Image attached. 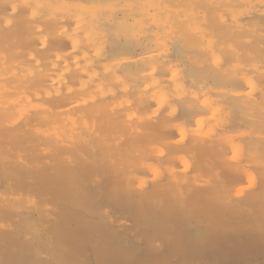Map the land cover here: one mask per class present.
I'll return each instance as SVG.
<instances>
[{"label":"bare ground","instance_id":"obj_1","mask_svg":"<svg viewBox=\"0 0 264 264\" xmlns=\"http://www.w3.org/2000/svg\"><path fill=\"white\" fill-rule=\"evenodd\" d=\"M10 3L11 14L17 19H12V26L9 16L10 31L0 27V47L11 45L12 40H16V46H25L19 70L9 61L3 62L0 70V172L8 183L6 192L0 189V206L9 205L13 219L20 225L2 228L16 240L14 247L33 250L35 238L27 233L38 222L36 213L40 212L34 200V209L26 212L12 206V200L21 201L13 199L21 193L20 189L15 191L19 184L25 194L26 187L41 175L36 178H40L39 183L49 176L47 187L52 173L59 184L67 182L62 185L73 191L71 182L79 179V169L97 166L103 156L100 161L94 157L103 155L101 152L111 157L104 155L105 160L116 165L104 160L100 164L110 163L108 171L114 168L118 174L114 179L106 177V187L113 193L127 188L139 211L150 215L160 227L199 241L209 239L215 248L229 244L230 239L238 241L254 223L264 231V0ZM211 59L217 65L213 66ZM244 86L252 87L251 94L241 92ZM201 96L208 100L201 102ZM198 111L210 114L206 125L211 136L207 133L206 138L198 137L205 126L199 123L203 119L200 117L196 121L200 127L196 128L198 136L189 138L188 127V139L184 134H177L180 139H176L175 130L182 134L181 130L187 128L177 124L178 119L195 118ZM15 114L23 116L19 122L25 119L22 128L17 121L8 123L11 118L15 120ZM240 125L251 131H238ZM91 128L94 132L87 133ZM31 136L35 138L32 141ZM34 140H42V147ZM25 141L28 146L30 141L36 142L41 150L24 149ZM161 142L168 149L166 153L162 146L161 152L157 146L161 153L158 156L154 154V144L162 145ZM241 143H247L251 150L245 152ZM127 147L131 153L129 147L134 151L139 148L143 159L138 165L140 170L133 165V173L138 170L144 174V169L151 168L146 173L155 175L160 167L154 169L152 165L158 163L167 170L164 178L157 180L160 177L154 176L148 181L135 174L139 186L123 183L128 179L127 169L125 173L123 166L117 165L132 158L126 153ZM82 148L88 156L94 152L93 158L99 162L94 164L91 155L83 159ZM96 150L100 155L95 154ZM229 152L232 156H228ZM185 155L196 160L191 171L192 164L183 158ZM42 156H47L48 161ZM117 157H121L120 162H116ZM136 158L138 164L142 162ZM39 159L48 165L47 171L40 168L42 164L38 167ZM131 160L127 163L131 164ZM88 161H93L92 165L85 164ZM179 161L180 165L186 161L185 167L190 168L182 171L189 172H180L183 165L179 167ZM100 164L96 170H100ZM113 171L109 174L113 175ZM120 174L124 176L122 180L117 179ZM253 175L258 178L253 188L248 192L243 191V186L236 189L244 176L250 179ZM31 186L35 190V184ZM25 196L22 200L26 204L25 200L31 201L32 197Z\"/></svg>","mask_w":264,"mask_h":264},{"label":"rangeland","instance_id":"obj_2","mask_svg":"<svg viewBox=\"0 0 264 264\" xmlns=\"http://www.w3.org/2000/svg\"><path fill=\"white\" fill-rule=\"evenodd\" d=\"M10 4H11L10 0H0V27L6 31L7 30L10 31L11 28H9V27H12L13 23L15 22L13 20L17 19V15L13 16L11 14ZM9 16L11 17L10 20L13 19L11 22L12 26H11V24H10V26L8 25L9 18H10ZM6 17L8 19H6ZM15 41L14 42H13V40L11 41V45H14L13 46L14 48L11 45L0 47V70H1V67L4 66L3 62H5V61H9V62L13 63L14 65H16L17 70L20 69L19 65L21 64V56H22V53H24L23 51H25V48H24L25 46L24 45L16 46ZM216 59H218V58H216ZM14 60L16 63L14 62ZM215 61L212 59L210 60L212 65L213 64L217 65V63H215ZM247 87H248V89H247ZM242 88H243V91H241V92L246 93V91H248L247 93L251 94L250 90L252 87L244 86ZM238 89H241V88H238ZM258 89H259V87H258ZM255 90H257V89H255ZM253 93H256V92H253ZM202 97L203 96H201V98H200L201 102H202V100L204 102L206 100H208L206 97H205L206 99H204ZM179 108L180 107H178L177 110ZM153 110L156 111V109H153ZM181 110L184 111L183 108H181ZM179 111H180V109H179ZM180 114H182V113L180 112ZM197 115H198V117H197ZM15 116H14L15 120L13 118L8 120V123L11 120V122L9 123L10 125L13 124L14 121L18 122V123H16V124H18V126H21V123H22V125H23V123H25L24 122L25 119L24 120L22 119V121L19 122L20 121L19 119L23 118V116H19L16 114H15ZM26 117H28V116H26ZM200 117H203V119H205V120H203L202 118L200 119ZM208 117H210V114L207 111H205V112L200 111V113L198 111L197 114L195 115V118H194V116L191 118H187L190 121H188L184 116L181 119H178L179 122H177V124L178 123L182 124V126H183V124H185L183 127L186 126L187 128H185L184 130H181V132L184 131V132H182V134L179 133L178 130H175V132H176L175 135L177 136L176 139H180L179 136L183 137L182 136L183 134L186 136L187 139H188L189 135L190 136L192 135L191 137L189 136V138L198 136L199 134L197 133V130L200 127L198 128L197 126H199V123H201L203 126L204 125L205 126H204V128L202 127V129L200 130V131L203 130L202 132L204 134L201 132L198 137L199 138L200 137L206 138V137H208L207 133L209 134V136H211L210 135L211 132L209 133V131H210L209 127L206 125ZM17 118H18V120H16ZM197 118H198V121L200 119L199 123L197 122L198 124L196 123ZM201 120H202V122H201ZM203 123H205V124H203ZM190 124H192L193 128L191 126H188ZM240 126H242V125H240ZM243 126L239 127L238 131L242 130L241 132H244V133H249V131H251V129L246 127V125H243ZM22 127L23 126H21V128ZM188 127H189L188 131H191L189 134L186 131V129H188ZM194 128H195V130H196V128H198V129L196 131L192 130ZM204 129L207 130V132ZM90 130H91V133L94 132V131L92 132V128H91V129H89V131L87 130V133L90 132ZM192 131H194L196 134H193ZM200 131H198V132H200ZM186 132H187L188 136L186 135ZM88 135H91V134L89 133ZM32 136L29 140L35 139V138L37 139V137L35 135H34L35 138L34 137L32 138ZM38 138H39V136H38ZM28 141L24 142V145L27 144V146L25 145L26 147H24V149L27 148L28 150L30 149L29 147L36 149L37 148L36 145H38V144H36V142L37 143H39L40 141L42 142V140H40V141L34 140L36 142L32 143L31 142L32 140H31L30 141L31 146H28L29 145ZM41 142L39 145H41ZM34 143H35V145H34ZM159 143L154 144V146H156V147L160 146V148L157 147L156 149L154 147V154L158 155V156L160 153L158 151H159V149H161V152H162L161 147L164 144V143L162 144V142H161L162 145H160ZM20 144L18 147L22 148L23 145L21 146ZM165 145H167V144L165 143L164 146ZM164 146H163V148L165 149L166 146L165 147ZM247 146H248L247 143H241V148L245 152H247L248 150L249 151L251 150V149H249V147L247 148ZM38 147L39 148H37L36 150H41L40 148L42 147V145H41V147L40 146H38ZM129 148L132 149V153L128 150V147L126 148V151H128L126 153L127 154L129 153L128 155L131 154L132 158H130L129 160L126 157H124V158L127 159V160L125 159V161H126L127 167L130 168V173L128 171L129 169L127 167H124V166H126V164L124 163L125 161L122 160L120 162V160L118 161V158L121 159V157L116 158V162L117 161L120 162V163H118L117 166H120V167L123 166L122 169H123V171L125 170V173H126V169H127L128 175L131 174V171L133 173L135 167L139 168V170H140L141 166H138V165H140V164L142 165V163H143V159H141L142 156H140L141 153L138 150L139 148H135L136 151H134V149L131 147H129ZM166 149H168V146ZM166 149H165V152L167 153ZM81 150H83V148ZM39 152H41V151H39ZM80 152H82V151H80ZM96 152L98 153L97 155H100V151L96 150L95 154H96ZM83 153H84V150H83L82 154ZM93 153H90V155L92 157L89 155L91 158H93V155H94ZM239 153H241V152L239 151ZM78 154H80V153H78ZM101 154H103V155H100V156L95 155L94 158L96 159L98 157L99 161H100V157L103 156V160L105 162L106 161L110 162L109 158H111V157L108 156V154L102 153V152H101ZM229 154H230V156H232V152H229L228 156H229ZM83 155L85 158L83 157ZM83 155H81L83 157V159H85V160L89 159L88 158L89 156L87 153H85ZM104 155L109 157L108 158L109 160H105ZM128 155H125V156H128ZM133 156L135 157V159H137L136 158L137 156H138V158L140 157L139 161H142V162H139V164H138V162H137L138 159L136 160L138 167L135 165L136 162L134 161L135 159H133L134 158ZM44 157L46 160L44 159ZM44 157L42 156L41 159H43L44 161L47 162L48 161L46 158L47 156H44ZM86 157H87V159H86ZM107 157H106V159H107ZM187 157H188V159H187ZM78 158H79V160H81L80 156L79 157L77 156V160H78ZM94 158H93V160H94ZM183 158H185V160L188 162V164L191 162L192 165L189 164L190 167L192 166L191 168L189 167L190 168L189 171H191L194 167V161L196 162V160L189 155H187V156L185 155ZM74 159H75V157H74ZM83 159H82V161H83ZM96 160H98V159H96ZM96 160H94V162L93 161L92 162L94 164H95V162H99ZM103 160H101L99 163H96L97 166H95L93 164L95 166L94 168H92L93 166L88 167L89 165H86V166H83L84 168L79 169V170H82V172H78V174L79 173H81V174L78 175L79 177L75 176V177H78L79 179L75 180L74 184L71 182V184L73 186H75L76 191L74 190L73 186H71L73 188V191H72V189L69 190L68 188H66L67 186L64 187L63 185H65V183H67V182H65L64 184H63V182H61V184H59V182H58L59 180H57L56 177L53 178L54 176L52 175V173L49 169L48 171H49V173H51L52 179L49 180L51 182L47 181V187H46L45 181L49 179V176L47 177L48 179H46V180L44 178L45 181L40 180V183L38 181L41 178V175L37 176V177H40L39 179H36L37 178L36 177V178H34L35 180L33 179V182L31 181L32 183L29 182L31 185L35 184V190H34V187H32L31 185L30 186L27 185L28 187H26V188L28 190L26 189V191H24V192H25V194H27V196H31L32 198H31V201L29 200L30 199L29 198L28 202L26 201L27 200L26 199L25 200L26 204H25L23 201L25 199L23 197V196H25V194L23 193V191H21L23 188L22 189L18 188L20 186V184H19V186L17 187V189H15V191L20 189L21 193L20 192H18V193H20L22 195L18 196L20 194L17 195L16 194L17 191H16L15 194L17 196L13 197V199L17 198V200H18V198H20L21 201L19 203H15L12 200L13 202L12 201L10 202L12 204V206L14 208H17V209L22 208L21 210L26 212L30 209H34V206L37 205L39 211L44 215V218H43V215H40L38 217L40 212L36 213V221H38V222H36V224H34V227H32L33 228L32 230H28L30 232L27 233V236L33 235L35 238L34 244H31V246H33V250L29 251V250H27V248H18V245L14 247V245H16L15 244L16 240L12 237V234L7 233V231L5 232V230H2V228H7V227H11L12 229L17 228L16 225H18L17 224L18 222L16 223V221L14 220L15 218L13 219L9 205H7L6 207L0 206L1 207V209H0V233L3 231V233L6 234V235H4L3 233L0 234V240H2V241H0V264H264V234H263L264 231H260L262 229H261V227H258L259 225L257 223L252 224V226L254 228L252 226L250 228H253V229L249 228L247 232L243 233L240 237H238V239H237L238 241L233 242L232 239H230V242H228L229 244L225 243L224 245H222L221 247H218V248H215L214 245L212 243H210L211 241L209 239L205 238V239H202L201 241H199V240H197V238L189 237V235H187V234H180L175 230H167L163 227H160L155 222V220L152 219V217L150 215L146 214V212H144L143 210L139 211L137 204L135 203V201L131 197L132 195L127 190V188L117 190L116 193H113L110 189H108L106 187V184L108 181V180L106 181V177H108V179H109V178H112V176H113L112 179H114V175L117 173H115V171H113L114 168L112 167L113 168L112 169L113 175H110L112 173V171L110 173V171H108V170L109 169L111 170V167L109 168V165L112 162H110V163L104 162L103 163L106 165V167L108 164V168L106 169V167H104L105 165L100 164L101 162H103ZM113 160H115V159H113ZM130 160H131V164L127 163V161L130 162ZM188 160H190V162ZM44 161H42V162H44ZM181 161H182V159H181ZM181 161H179V167L182 165L183 166L180 167V172L182 171L183 168H188V167H185V165L187 166V163H185L186 161L183 162L185 165L182 163H181L182 165H180ZM40 162H41V160H40ZM42 162L39 163V161H38V164H37V165H39L38 167H40L42 164L43 166H41L40 168L44 169V167H45L44 171H47L46 168H48V167H46V166H48V165H46L45 162H44V164ZM92 162L88 161V162H85V164H87V163L90 164ZM122 162H123V164H121ZM75 163H76V165L77 164L79 165L80 161H78V162L76 161ZM205 163H207V162H205ZM98 164H100L102 166L100 168V170H99V168H97L98 170H96V167H99ZM90 165H92V164H90ZM112 165L115 166L116 164L112 163ZM131 165H132V167H130ZM133 165L135 167H133ZM153 165H152V168H154V169L159 168V167L160 168L157 170V172H155L157 175L156 174L154 175V173L151 172L152 177L149 176L150 174L146 173V172L149 173L151 168L147 169L148 171H146V169H144L145 172H143L144 170H141L144 174H142L140 171H139L140 172L139 173L138 170H135V172L131 176L130 175L128 176L127 174L126 175H127L128 179L132 176H133L132 178H134L135 174L136 175L139 174L140 175V176L138 175L139 177H142V178L144 177V178H146L145 180H148V181L152 180V178L154 176H157L156 178L160 177L157 180H161V177H163L164 175L167 174L166 168L163 167V165H161L163 167L162 168L163 171H162L161 166L158 163L154 165V166L157 165V167H153ZM103 167L105 170H103V172H102ZM43 169H41V170H43ZM93 169H94V171H93ZM106 170H107V174H106ZM98 171L100 173H98ZM189 171H186V172H189ZM186 172H184V170L182 171V173H186ZM253 172H254V175L257 176L256 175L257 173L254 170L252 171V173ZM122 174L124 176H126L123 172H122ZM251 174H249V175H251ZM107 175H110V177ZM120 175L117 179L122 180V178L124 176H122V175L120 176ZM254 175L252 176L253 178L248 176V177H250V179L249 178L246 179L247 176H244L245 178H242L243 180L240 181L241 185L238 184L236 189H238L239 186H240V188L243 186L242 187L243 191L245 190V192H248L250 190V188H253L254 187L253 185H256V183H257L258 178L257 177L254 178ZM117 176H118V174H117ZM138 176L137 177L135 176L137 178V179L134 178L135 181H134V179H132L133 181L132 180L130 181V179H131L130 178L129 180L126 179L127 181L125 180L126 182H123V183H125V184L129 183V185H130V183L131 184L133 183L132 185L138 184L136 186H139V183L136 182L139 180ZM120 177H122V178H120ZM144 178L142 180H144ZM154 179H155V177L153 178V180ZM251 179H253V180H251ZM16 180H19V179H16ZM16 180H15V183L17 182ZM41 181H43V182H41ZM77 181H78V185L75 184ZM103 181L104 182L106 181V184H104ZM128 181H130V182H128ZM16 184L18 185V182ZM26 184H28V183H26ZM140 185H141V183H140ZM7 187H8V183H7V181H5L4 177L2 176V173L0 172V189L3 192H6ZM36 187H39V188H36ZM131 187H133V186H131ZM69 188H70V186H69ZM134 188H136V187L134 186ZM138 188H136V189H138ZM39 189H40V191H39ZM246 190H248V191H246ZM44 194H45V196H44ZM11 196H12V194H11ZM22 198H24V199L22 200ZM60 198H62V199H60ZM64 198L66 200H68L67 201L68 205H67L66 200ZM32 200H34V202L36 201L34 206H33L34 202ZM64 200H65V202H64ZM72 200H73V202H72ZM21 202H23V204ZM11 204H10V206H11ZM7 207H8V210H7ZM142 213H144L145 215ZM39 219L42 220L43 225L41 224V221L39 223ZM58 220H59V222H58ZM44 225L47 226V228ZM18 226L20 227V225H18ZM42 226H44L45 228H42ZM34 228H38V229H34ZM34 230H35V232H32ZM48 234H49V237H48ZM9 235H11V236H9ZM27 236L25 235L24 237H27ZM55 238H57V239H55ZM186 238H187V240H186ZM44 239H45V241H44ZM188 242H190V243H188ZM205 243H206V245H205ZM200 244H202V245H200ZM255 245H257V246H255Z\"/></svg>","mask_w":264,"mask_h":264}]
</instances>
